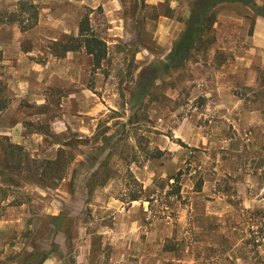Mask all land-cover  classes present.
<instances>
[{"label":"rangeland","instance_id":"374dc122","mask_svg":"<svg viewBox=\"0 0 264 264\" xmlns=\"http://www.w3.org/2000/svg\"><path fill=\"white\" fill-rule=\"evenodd\" d=\"M19 1L37 9L26 31ZM191 2L0 0V160L6 142L31 161L78 142L55 189L27 171L17 186L0 178V264H33L60 214L74 217L53 238L70 264L84 254L88 264H264V18L218 5L207 46L137 94L165 63ZM85 13L107 46L97 70L82 49L50 51L77 35ZM96 134L114 135L115 150L110 180L88 195Z\"/></svg>","mask_w":264,"mask_h":264},{"label":"trees","instance_id":"16d2710c","mask_svg":"<svg viewBox=\"0 0 264 264\" xmlns=\"http://www.w3.org/2000/svg\"><path fill=\"white\" fill-rule=\"evenodd\" d=\"M223 3H240L243 6L250 7L256 15L264 18V6H258L253 0H192L189 5L188 17L184 21L183 30L169 52L165 55V63H162L158 69L153 70V74L150 75L146 83L139 84L138 96L142 92L146 94L152 88L154 80L162 71L168 72L180 68L191 57L193 51L207 46L209 42L207 40L209 38L208 34L212 31V26L215 23L214 10L218 5ZM17 6L20 15H23L22 18L26 21L23 26H20V29L26 31L34 26L36 22V6L28 1H19ZM81 49L90 58L93 70L99 69L107 55V46L104 40L93 31L88 14L86 13L81 16L78 22L76 36H66L50 44L51 54L56 58H63L68 52L79 51ZM5 106L4 100L0 97V110L4 109ZM115 136L117 135L115 134ZM113 137L114 135L105 136L96 134L92 139L96 143L100 142L102 145L96 148V153L89 157L87 161L90 165H95L94 170L84 182V188L88 195L95 188L105 186L110 180L111 176L109 173L111 169L108 167V160L115 150ZM2 140L6 141L7 139L4 137ZM77 144V140L63 142L52 159L44 158L31 161L23 154L19 145L6 142L5 147H1L4 157L0 160V171L2 172H0V178L8 186H17L20 178L23 180L27 177H20L21 171H27L26 174H28V177L35 185L42 189H55L58 183L65 179L69 173L70 164L74 160L71 150L75 149ZM104 144L108 145L109 150L105 158L99 161L98 154L104 150ZM30 162H33L32 166ZM78 166H83V163H79ZM76 172L77 169L75 168L70 172V187L72 189L75 187ZM11 173L15 176H11ZM138 199L139 196L131 194L128 201H137ZM73 218L72 215L65 216L62 214L50 217V219L54 220V223H52L51 242L39 252L33 264H42L47 256L58 248L55 240H53L54 235L68 232L71 229L70 226ZM67 221L70 224L67 228H64V222ZM28 264L31 263L29 262Z\"/></svg>","mask_w":264,"mask_h":264},{"label":"crops","instance_id":"0c3cea01","mask_svg":"<svg viewBox=\"0 0 264 264\" xmlns=\"http://www.w3.org/2000/svg\"><path fill=\"white\" fill-rule=\"evenodd\" d=\"M173 9L174 7L172 6L171 10ZM165 19L169 20L170 18L165 17ZM57 245H58V248L55 251L51 252L47 256V258L43 261L42 264H70L69 260L66 259V256L63 254L61 244L57 243ZM73 260H74V264H88L85 254L83 256L82 255L74 256Z\"/></svg>","mask_w":264,"mask_h":264}]
</instances>
